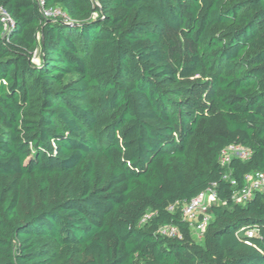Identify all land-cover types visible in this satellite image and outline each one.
<instances>
[{
    "label": "trees",
    "instance_id": "16d2710c",
    "mask_svg": "<svg viewBox=\"0 0 264 264\" xmlns=\"http://www.w3.org/2000/svg\"><path fill=\"white\" fill-rule=\"evenodd\" d=\"M44 1L0 0V264H264V0Z\"/></svg>",
    "mask_w": 264,
    "mask_h": 264
},
{
    "label": "built area",
    "instance_id": "2783aa9c",
    "mask_svg": "<svg viewBox=\"0 0 264 264\" xmlns=\"http://www.w3.org/2000/svg\"><path fill=\"white\" fill-rule=\"evenodd\" d=\"M33 1L36 3L44 19L49 20L61 18L66 23L71 22L64 10H62V8L58 5H46L44 0ZM1 20L4 22L5 29H7L12 23L10 18L5 15H1ZM249 156V148L231 143V145H228L220 151L218 159L220 161V165L223 168H226L229 166L232 158L246 161ZM225 178L227 179L229 176H225ZM230 183L231 185L236 184L234 179H232ZM255 191L264 192V172L255 171L246 174L243 185L240 188L233 190L232 200L235 203H245ZM216 201L217 193L215 192V185L213 184L188 201L175 202L171 204L168 207V210L172 212L175 210L176 206L179 205L182 220L187 223L195 238L198 241H201L204 231L212 219V215L207 211V208L216 204ZM147 217L148 216L145 218ZM159 232L165 235L174 236L178 234V229L173 225H164L160 227ZM258 232L259 229L257 227H250L245 230V235L250 238V236L258 235Z\"/></svg>",
    "mask_w": 264,
    "mask_h": 264
},
{
    "label": "rangeland",
    "instance_id": "374dc122",
    "mask_svg": "<svg viewBox=\"0 0 264 264\" xmlns=\"http://www.w3.org/2000/svg\"><path fill=\"white\" fill-rule=\"evenodd\" d=\"M96 16H97L96 14L93 15V17H96ZM33 61H34L35 63H38V58L35 56L34 59H33ZM223 175H224V176H228V173L225 172V173H223Z\"/></svg>",
    "mask_w": 264,
    "mask_h": 264
}]
</instances>
